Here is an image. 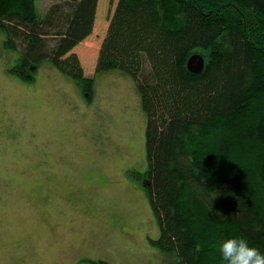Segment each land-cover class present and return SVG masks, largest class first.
Returning <instances> with one entry per match:
<instances>
[{
    "label": "trees",
    "instance_id": "trees-1",
    "mask_svg": "<svg viewBox=\"0 0 264 264\" xmlns=\"http://www.w3.org/2000/svg\"><path fill=\"white\" fill-rule=\"evenodd\" d=\"M101 20L92 75L77 47ZM0 36L20 55L7 71L26 81L45 62L88 99L99 74L135 80L161 253L222 264L218 242L233 235L264 252V0H58L43 13L36 0H0ZM195 52L199 73L187 67Z\"/></svg>",
    "mask_w": 264,
    "mask_h": 264
},
{
    "label": "rangeland",
    "instance_id": "rangeland-1",
    "mask_svg": "<svg viewBox=\"0 0 264 264\" xmlns=\"http://www.w3.org/2000/svg\"><path fill=\"white\" fill-rule=\"evenodd\" d=\"M58 0H36L44 12ZM103 0H100V3ZM77 47L88 74L106 21ZM0 36V264H175L145 187L147 114L135 80L96 77L93 96L53 65L36 80L7 71Z\"/></svg>",
    "mask_w": 264,
    "mask_h": 264
},
{
    "label": "clouds",
    "instance_id": "clouds-1",
    "mask_svg": "<svg viewBox=\"0 0 264 264\" xmlns=\"http://www.w3.org/2000/svg\"><path fill=\"white\" fill-rule=\"evenodd\" d=\"M217 247L222 264H264V252L242 236L221 237Z\"/></svg>",
    "mask_w": 264,
    "mask_h": 264
},
{
    "label": "water",
    "instance_id": "water-1",
    "mask_svg": "<svg viewBox=\"0 0 264 264\" xmlns=\"http://www.w3.org/2000/svg\"><path fill=\"white\" fill-rule=\"evenodd\" d=\"M206 65L205 57L199 53H193L187 62V67L192 73H199L201 72Z\"/></svg>",
    "mask_w": 264,
    "mask_h": 264
}]
</instances>
